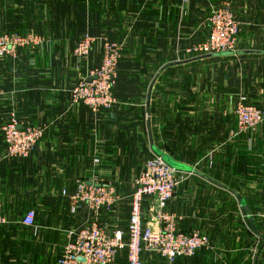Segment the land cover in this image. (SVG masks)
Masks as SVG:
<instances>
[{"label":"crops","instance_id":"0c3cea01","mask_svg":"<svg viewBox=\"0 0 264 264\" xmlns=\"http://www.w3.org/2000/svg\"><path fill=\"white\" fill-rule=\"evenodd\" d=\"M224 4L240 24L238 54L225 58H241L263 73L264 26L257 23L264 22V0H0V32L43 41L32 55L0 62V109L11 106L22 124L44 130L29 158L0 162L8 222L34 210L38 241L61 250L65 233L90 219L86 208L72 210L69 196L79 180L97 177L118 196L100 223L126 236L133 180L159 151L192 169L181 172L184 180L167 212L180 231L200 230L209 241L192 258L172 264H264V123L237 136V94L221 95L218 79L208 74V86L200 71L223 57L191 60L184 53L206 37L210 7ZM84 34L122 45L117 104L108 112L71 106L75 64L66 54L52 58L56 51L71 52ZM94 50L100 52L97 45ZM254 96L264 108V91ZM0 147L3 155L2 139ZM124 204L125 224L118 226ZM123 252L126 260V251L118 257ZM144 264L166 263L148 255Z\"/></svg>","mask_w":264,"mask_h":264},{"label":"built area","instance_id":"2783aa9c","mask_svg":"<svg viewBox=\"0 0 264 264\" xmlns=\"http://www.w3.org/2000/svg\"><path fill=\"white\" fill-rule=\"evenodd\" d=\"M206 26V37L184 51L191 60L237 51L240 24L227 4L210 7ZM42 42L41 37L34 34L0 32V62L17 59L19 54L32 55ZM96 45L101 53L99 66L88 72L70 95L71 106L82 105L93 114L108 112L117 104L114 89L122 52L121 44L84 34L75 46L74 56L78 61H85ZM233 114L237 120V136L254 132L264 122V108L239 103ZM1 132L4 154L0 162L29 158L43 138L44 130L19 124L12 114L1 126ZM94 163L97 165L99 161ZM183 180V174L168 166L161 157L155 155L147 160L133 180L126 236L121 230L108 233L100 223L101 212L112 209L118 201L114 188L99 182L97 177L79 180L69 196L70 206L73 211L86 208L90 219L67 233L59 264L81 261V264H113L122 251H126V264H144V257L148 255H157L166 264H172L178 258H192L207 248L209 241L204 233L197 229L180 231L174 215L166 210ZM146 218L153 220L154 226L144 225ZM6 219L0 193V226L8 224ZM19 224L35 228L36 212L26 211Z\"/></svg>","mask_w":264,"mask_h":264},{"label":"rangeland","instance_id":"374dc122","mask_svg":"<svg viewBox=\"0 0 264 264\" xmlns=\"http://www.w3.org/2000/svg\"><path fill=\"white\" fill-rule=\"evenodd\" d=\"M257 24L260 26H264V22L262 21ZM74 49L71 52L56 51L52 56V58L57 57L61 59L64 58V54H66L65 58L69 59L75 64L74 65L75 83L74 86L70 89L69 95H71L73 89L77 86V84L82 80V78L88 72L96 70V68L99 66V61H96V63H94L93 58L97 59L100 52L95 50L91 51L87 60L78 61L77 58L74 56ZM46 53L48 54V52ZM213 58L216 57L213 56ZM9 59L16 60L12 58ZM213 60L214 61H212L211 63H206L205 66H203L200 69L201 73L205 77V84H207L208 86L210 85L211 80L208 74L212 73L214 75V78L218 79L216 83L219 85V91L221 92V95L226 93L227 91L230 92L235 91V94H237L235 105L239 103H244L246 105H250L258 109L263 108L259 106L258 104L259 102L257 98H254L255 97L254 93L256 91H264V70L262 73L261 70L262 67L260 66L256 67V69L253 71L254 68L251 65V63L249 65H246L243 62V60H241V58L231 59V58L223 57L221 59H213ZM252 76H254L253 83L250 82V78ZM228 78L230 79L229 83H228ZM232 78H234V81L232 80ZM256 79L257 82L255 83ZM252 90H253V96L250 95V93H252ZM0 110H1L0 118L2 120L6 119L8 121L10 119V116L13 114L17 122L19 124H22L20 122L18 115L16 114V111L13 110V107L8 106ZM235 121H236V130H237L236 116H235ZM22 125H28V124H22ZM29 126H33V125H29ZM259 127L254 132H256L259 129ZM1 137H2V132H1ZM1 139H3V137L0 138V140ZM127 209L128 206L124 204L121 206L119 210H117L118 219H120L121 221V222H119L118 220L116 221L118 226L120 225V223L122 225L125 224L122 220L124 219L123 216L127 214ZM13 213L16 214L19 212H13ZM120 213L122 214V217H120L121 215ZM6 220L8 221V219ZM19 222L20 219L13 220L12 223L8 222L7 225L0 226V264H59V260H60L59 258L62 248L60 250L58 247H54L51 244L38 241L40 237L39 235L40 229L38 230L37 224L35 228H26L21 226ZM67 238L68 235L66 232L65 236L63 237V241H64L63 246L65 245ZM120 256H121L120 258L119 257L116 258L113 264H125V262L127 263V259L125 260L124 258V252ZM81 262H77L75 264H81Z\"/></svg>","mask_w":264,"mask_h":264},{"label":"water","instance_id":"95a60500","mask_svg":"<svg viewBox=\"0 0 264 264\" xmlns=\"http://www.w3.org/2000/svg\"><path fill=\"white\" fill-rule=\"evenodd\" d=\"M238 54V52H235V53H222V54H219L215 57H227V56H232V55H236ZM213 57V56H212ZM203 58H210V57H203ZM201 59V58H200ZM155 155L161 157L163 159V161L168 165L170 166L171 168H173L174 170L176 171H179V172H192V169L186 167V166H183L177 162H175L174 160H172L169 156L165 155L164 153L162 152H159V151H155Z\"/></svg>","mask_w":264,"mask_h":264}]
</instances>
